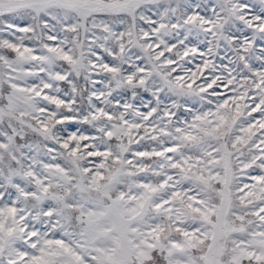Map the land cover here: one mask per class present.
Returning <instances> with one entry per match:
<instances>
[{"label": "snow or ice", "instance_id": "snow-or-ice-1", "mask_svg": "<svg viewBox=\"0 0 264 264\" xmlns=\"http://www.w3.org/2000/svg\"><path fill=\"white\" fill-rule=\"evenodd\" d=\"M0 264H264V0H0Z\"/></svg>", "mask_w": 264, "mask_h": 264}]
</instances>
